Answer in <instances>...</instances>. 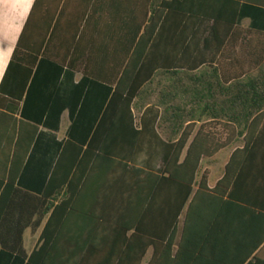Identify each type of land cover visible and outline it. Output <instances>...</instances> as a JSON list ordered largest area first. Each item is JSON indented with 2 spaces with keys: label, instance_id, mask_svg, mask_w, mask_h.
Segmentation results:
<instances>
[{
  "label": "trees",
  "instance_id": "1",
  "mask_svg": "<svg viewBox=\"0 0 264 264\" xmlns=\"http://www.w3.org/2000/svg\"><path fill=\"white\" fill-rule=\"evenodd\" d=\"M88 1L72 69L107 87L109 99L83 153L93 147L119 163L121 207L98 215L70 205L90 161L71 142L38 208L14 188L34 137L11 116L14 99L53 36L48 8L23 44L36 0L0 83V131L17 125L0 153V264L10 254L16 264H142L149 250L146 264H264L254 255L264 243V0ZM13 64L20 71L3 91ZM110 128L123 136L122 154L112 151L113 136L96 144ZM229 149L209 188L202 162ZM25 210L38 216L32 229L49 215L29 255L28 222L11 219ZM66 210L75 214L68 228Z\"/></svg>",
  "mask_w": 264,
  "mask_h": 264
},
{
  "label": "crops",
  "instance_id": "2",
  "mask_svg": "<svg viewBox=\"0 0 264 264\" xmlns=\"http://www.w3.org/2000/svg\"><path fill=\"white\" fill-rule=\"evenodd\" d=\"M35 1L0 0V83ZM51 2L53 3L50 0H39L41 6L37 7L36 14L31 16L29 27L23 35V44H25L32 37L34 21L38 20L41 14L45 15L46 9L52 10L50 32L53 29V36L51 45L49 49H44L47 45L46 38L43 47L36 53V64L30 69L19 97L14 99L17 101L16 110L11 114L14 121L25 124V127L28 126L29 129H34L33 141L25 155V161L16 178L14 188L26 192L24 197L33 201V204L38 208V198L45 190L63 147L66 142H71L82 148L80 157H88L90 161L85 167L84 174L79 173V176L76 177L81 181L77 184L75 194L71 197L70 205L81 210H94L98 215L113 214V211L116 212L115 208L121 207V203L118 202L120 187L117 175L121 166L115 159L100 155L93 147L83 153L107 104L109 99L107 91L109 90L107 87L93 83L90 79H82V73L74 72L72 69V64L78 61L77 43L81 29H83L80 27L78 33L77 22L83 13L86 14L84 21L86 20L87 14L91 10V2L88 1L89 4H87V0H61L58 7H47ZM87 7L89 10L86 11ZM248 23V20H245L243 26L247 27ZM84 29L83 44L86 46L87 42L91 41L92 29L91 26ZM19 71L20 68L17 64L9 67L3 91L9 88L10 82ZM82 80L85 81L82 82ZM11 126L3 132L0 131V153H5L7 139L17 125L12 123ZM158 132L164 139L167 138L166 131L162 133L161 129H158ZM109 136L114 137L110 141V144H114L111 146L112 151L122 154L123 136L118 129L106 130L104 139L102 138L96 143L98 148H102V143L109 142ZM232 151L233 149H229L228 155L222 160H218L220 159L218 158L219 154L223 152L220 151L211 160L202 162L200 174L207 173L209 188H212L221 178L224 166ZM221 162V173L213 177V181H211V165L221 164ZM205 163H208V167H204ZM61 200L62 198L59 199V201ZM66 211L63 221L68 228L74 223L72 219L75 218V214L72 211ZM48 216L43 217L40 225L32 229L31 224L38 220L37 215H31L26 210L20 214H12L13 221L21 218L29 224L22 235L23 248L27 255L35 248ZM254 255L264 261V243L260 245ZM9 256V260L5 264H16V255L10 254ZM150 256L151 250L146 254L142 264H146Z\"/></svg>",
  "mask_w": 264,
  "mask_h": 264
},
{
  "label": "rangeland",
  "instance_id": "3",
  "mask_svg": "<svg viewBox=\"0 0 264 264\" xmlns=\"http://www.w3.org/2000/svg\"><path fill=\"white\" fill-rule=\"evenodd\" d=\"M228 153H229L228 150L221 152L218 157L220 159L218 160H222L223 158H225L228 155ZM204 167H208V163H205ZM211 169H212L211 181H213V177H215L216 175H219L222 171V162L221 164L211 165Z\"/></svg>",
  "mask_w": 264,
  "mask_h": 264
}]
</instances>
